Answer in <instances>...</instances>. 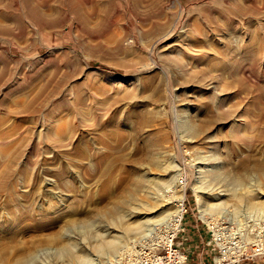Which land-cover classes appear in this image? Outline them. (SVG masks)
<instances>
[{
	"label": "rangeland",
	"instance_id": "374dc122",
	"mask_svg": "<svg viewBox=\"0 0 264 264\" xmlns=\"http://www.w3.org/2000/svg\"><path fill=\"white\" fill-rule=\"evenodd\" d=\"M35 1L0 0V264H132L182 190L187 264H264L242 258L264 239V0ZM62 33L67 73L47 48ZM196 185L224 194L214 227ZM194 223L219 257L189 251Z\"/></svg>",
	"mask_w": 264,
	"mask_h": 264
},
{
	"label": "bare ground",
	"instance_id": "6f19581e",
	"mask_svg": "<svg viewBox=\"0 0 264 264\" xmlns=\"http://www.w3.org/2000/svg\"><path fill=\"white\" fill-rule=\"evenodd\" d=\"M22 2L26 3V5H29V7H27V8H30L33 11L34 14L39 16V14H38L39 11L37 9L38 8L37 5L38 4L41 5L42 3H37L38 1H35V0H22ZM64 2L67 5H72L74 8H82L86 4H91V5L95 6V3H96L95 0H64ZM34 14H32V16ZM38 18L41 19V17H38ZM44 28H46V26H44ZM41 30H43V29H41ZM50 34L51 35H56L57 33L54 32V31H51ZM65 36L66 35H63V33H62L57 38H52L50 40V44L47 46V48L49 50V53H51L50 55L51 56L53 55L52 56L53 64H54L53 66L56 68V70H59L61 72H66L67 73V71H69L73 67V64L76 62V60L79 59V53H78L77 47H76V45H77L76 40L74 38H72V37H69V36L65 37ZM179 184H181V183H179ZM175 187H176V185H175ZM175 187H174V189H175ZM177 188H181V186L177 187ZM192 189L194 190V196H195V200H196V207H197L198 213L200 214V217L202 219H204L205 222H207L209 225L214 227L211 224L212 223V217H211V213H210L209 210L211 208L215 209V208L219 207V208H221V210H226L227 211V207H224L225 201L222 200V196L224 194L217 192L216 194H214V196H212V198H210V197H208V194L205 193L206 191H202V186L201 185H196ZM179 190H175V191L177 192ZM172 191H174V190L173 189H169L168 193H173ZM183 192H184V190H182L181 195L179 197H177V198L176 197L175 198L174 197L173 198H168V202L166 204L162 205V208L159 209L161 211L158 212V215L161 214L162 217H159L160 219L153 220V222H158L161 219L162 220H168L169 227H168L167 232L165 234V238H163V240H162L163 242H165L167 244L170 242V238H171V235L173 234V231L176 230L179 227L178 220H179V218L181 216L180 215V213H181L180 212V204L182 203V200L184 199L183 198L184 197ZM259 194L263 197L264 196V191L262 193L259 192ZM208 199H213V202H211V203L209 202L208 203ZM259 204L264 207V199H261L259 201ZM156 210L157 209L154 208L155 212H156ZM147 212H152V210L147 211ZM213 214H215V213H213ZM150 219H145V221H150ZM234 256H235L234 254H230V256H229L230 262L232 264H236Z\"/></svg>",
	"mask_w": 264,
	"mask_h": 264
},
{
	"label": "built area",
	"instance_id": "2783aa9c",
	"mask_svg": "<svg viewBox=\"0 0 264 264\" xmlns=\"http://www.w3.org/2000/svg\"><path fill=\"white\" fill-rule=\"evenodd\" d=\"M181 182V181H180ZM190 210L189 200H187V195L185 192L184 199L180 204V218L178 220L179 227L173 231L171 235L170 242L167 244L165 242H161L156 246L148 247L147 249H141L136 257L132 260V264H187L188 263V256L187 250L183 249L177 241L176 238L178 234L184 232L185 227L182 225V221L186 214H188ZM198 212V211H197ZM203 223L202 219L198 216L195 219L196 222ZM212 237L205 241V245L211 251H214L218 255L223 253V243L221 242V235L219 231L213 232L211 231ZM238 253L243 254L241 250H238L234 253L235 256V263L239 264L240 258L238 257ZM237 256V257H236ZM255 256H264V239L261 240L259 243H256L251 247L250 255L245 254L242 258H253ZM229 258V257H228ZM230 259V258H229ZM225 258L221 259L222 263L224 262ZM216 262V260H214ZM218 264V263H216Z\"/></svg>",
	"mask_w": 264,
	"mask_h": 264
},
{
	"label": "crops",
	"instance_id": "0c3cea01",
	"mask_svg": "<svg viewBox=\"0 0 264 264\" xmlns=\"http://www.w3.org/2000/svg\"><path fill=\"white\" fill-rule=\"evenodd\" d=\"M191 225V227L193 228L192 230H197V232H198V235H195L194 236V238L195 237H197L198 238V240L196 241V243H194V240H193V243L194 244H191V245H193L192 247H191V245H190V249H189V251L190 252H193L194 250H196L197 248V250H199L202 254H207V252H210L208 249H207V247H206V245H205V242H204V239H203V237H202V235H201V229L199 228V225L197 224V223H194V224H190ZM190 238H192V237H190ZM200 244V245H199ZM200 259V258H199ZM201 260V259H200Z\"/></svg>",
	"mask_w": 264,
	"mask_h": 264
}]
</instances>
